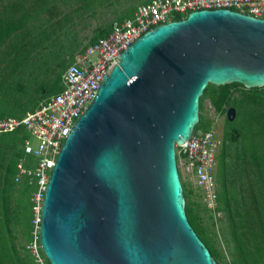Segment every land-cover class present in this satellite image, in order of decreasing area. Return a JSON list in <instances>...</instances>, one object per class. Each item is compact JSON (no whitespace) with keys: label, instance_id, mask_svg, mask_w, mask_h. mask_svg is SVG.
<instances>
[{"label":"water","instance_id":"obj_1","mask_svg":"<svg viewBox=\"0 0 264 264\" xmlns=\"http://www.w3.org/2000/svg\"><path fill=\"white\" fill-rule=\"evenodd\" d=\"M118 58L52 169L41 252L49 264H219L188 221L175 146L209 84L264 87V18L191 12Z\"/></svg>","mask_w":264,"mask_h":264},{"label":"rangeland","instance_id":"obj_2","mask_svg":"<svg viewBox=\"0 0 264 264\" xmlns=\"http://www.w3.org/2000/svg\"><path fill=\"white\" fill-rule=\"evenodd\" d=\"M146 0H0V19H16L22 17L24 24L22 31L30 33L25 41L24 48L17 55L12 53L3 58V51H10L8 42L0 47V115L7 117L9 113L20 116L33 107V102L40 100L39 89L46 88L48 94L57 88L58 73L68 65L79 51L90 44L98 36V32L110 29L119 19L124 18L130 11ZM12 38L9 39V42ZM5 49V50H4ZM11 64V69L8 65ZM13 66V67H12ZM219 86L211 85L203 99V108L199 116L203 126L210 127L220 139L224 133L237 128L239 138L236 143L229 144L225 153L224 176L226 190L230 198V209L239 215L231 219L222 211L212 213L206 206V194L196 187L195 181L185 174L184 166L179 165L182 174L181 180L193 189V201H198L199 218L207 235L217 249L219 264H239V244L249 250L262 247L264 241V163L258 160L264 154V137L259 133L261 129L255 124L249 125L246 119L247 112L252 110L254 116L264 113V87L247 89L243 85L229 88L228 100L235 99L237 108L231 123H227L226 112L219 113L210 103L215 97ZM251 94L254 96L256 103ZM250 100L246 102V98ZM233 101V100H232ZM232 103V102H230ZM8 158L9 150L4 151L0 143V155ZM1 186V183H0ZM219 188H217L218 191ZM246 199L245 205L240 199ZM247 197V198H246ZM251 197L256 198V205L249 202ZM186 200V199H185ZM237 203V204H235ZM221 201L217 203V208ZM210 211V217L207 210ZM258 212L256 218L242 222L245 212ZM255 215V213H252ZM0 213V249L7 251L11 257V247H15L19 255L9 258L7 264H19L24 255L23 241L18 230V237L7 244L9 236L4 228ZM12 227V222L11 225ZM236 226V227H235ZM14 235V234H12ZM263 237V238H261ZM31 255L36 254L35 248L28 247ZM259 254V253H258ZM36 264H45L46 259L40 258ZM256 259L262 264L263 259ZM22 264H31L22 259Z\"/></svg>","mask_w":264,"mask_h":264},{"label":"built area","instance_id":"obj_3","mask_svg":"<svg viewBox=\"0 0 264 264\" xmlns=\"http://www.w3.org/2000/svg\"><path fill=\"white\" fill-rule=\"evenodd\" d=\"M219 9L264 18V0H152L142 3L131 18L115 23L106 36L87 45L74 57L62 74L59 93L39 100L21 118L0 119V134L19 130L26 133L23 152L32 161L30 166L22 162L18 164L15 181L19 182L24 177L33 181V242L30 247L34 246L36 259H39L38 251L41 250L38 233L43 198L52 169L66 138L100 88L102 76L108 75L118 65V55L145 32L179 21L175 20L176 16L183 20L191 12ZM223 143V138L219 139L211 128L195 126L189 140L182 146H175L177 167L184 166L185 174L206 194V206L216 214L221 212L217 209V157Z\"/></svg>","mask_w":264,"mask_h":264},{"label":"trees","instance_id":"obj_4","mask_svg":"<svg viewBox=\"0 0 264 264\" xmlns=\"http://www.w3.org/2000/svg\"><path fill=\"white\" fill-rule=\"evenodd\" d=\"M151 1L152 0H146L144 3H150ZM135 9L136 7L132 11H130L124 18L119 19L118 22H122L124 19L131 18ZM180 19H182V17L180 16L175 17V20H180ZM23 26H25V24H24V19L22 17H18L16 19H5V20L0 19V47L3 46L7 42H8V46L10 47V51H6L4 49L5 51H3V56H4L3 58L10 55L11 53L13 55H17L24 48L25 41L27 40V37L29 36L30 33L23 32L22 31ZM111 28L107 30L99 31L98 36L95 37L90 42V44L97 41L100 37L106 36L111 31ZM11 38H12V41L9 42V39ZM85 47H83L82 49H84ZM73 60L69 64H71ZM68 65H66L58 73L57 81H56L57 88H54L48 94H46L47 92L46 88L39 89L38 93L41 96L40 100L48 96L55 95L61 91L62 89L61 77ZM10 66L11 64L8 65V68L11 69ZM210 86L211 85L209 84L205 88V90L203 91V95L200 97L199 111H201L203 108V105H202L203 99ZM237 86H241V85L234 83L231 85L219 86L220 89L217 92V95L215 97L210 98V103L214 106L216 111H219V113H223V112L225 113L227 109L226 107L228 106H234L236 109H238L237 102L235 99H232L233 101L228 100L230 96L229 88L230 87L235 88ZM251 96L253 97V99L251 100H254L253 103H256L258 100H255L252 94ZM249 100L250 99L247 97L246 102ZM37 102L32 103L33 107L31 109H33L37 105ZM28 111H25L20 116H15L11 112L9 113L7 117L21 118ZM7 117H3L2 115H0V119L7 118ZM246 119L250 121L249 125H252V124L257 125L259 129H261L259 136L260 134H262V136L264 137V113L263 114L260 113L259 115L254 116L252 114V110L251 111L249 110L247 112ZM227 123H231V122L227 121ZM196 128L209 129L210 127L203 126L201 122V118L199 116V120L196 125ZM239 130L240 129H237V128H231L229 133L227 132L224 133V138H223L224 143L217 157L218 159L217 182L219 185L218 201L219 202L221 201V205L217 209L222 211L225 214H228V217L230 219L232 217L236 218L239 214L235 211L232 212L233 210L230 209V201H229L230 198L228 197V192L226 190L227 182L224 176V166H225L224 162H225V153H226V149L228 145L236 143L238 141ZM25 138H26V133L20 130L13 132V133L0 134V143H3L4 151L9 150L11 154L8 158H5L4 152H2L3 154L0 155V183H1L0 213L3 219L2 222H3L4 228L7 234L9 235L7 236L8 238L6 241L7 244L12 239H15L16 237H18L16 233L17 227L19 226L21 228L18 230V233L20 234L21 239L23 241L22 248L24 250V255H22V258L19 260L18 263L22 264L23 262L22 259H26L31 264H36V259L33 257V255H31L30 250L28 249V247L33 242V235H32V232H33L32 207L33 205H32V200H31V194L33 192V181H31L29 177H24L19 182L15 181L16 175L18 173V169H17L18 164L22 162L25 166H30L31 165L30 163L32 161L31 157L29 155L24 154L23 152V140ZM258 160L264 163V154ZM182 186H183L184 195L186 199V214L188 217V221L190 225L192 226V228L194 229V231L196 232V234L198 235V237L203 241V243L207 246L212 256L218 262L220 259V255L217 249L215 248V246L213 245V242L207 235V228L202 225L201 219L199 218L198 211H196L198 209L199 202L197 200L196 201L192 200V197L196 194L191 188V185L182 181ZM248 200L252 204L256 205V202H257L256 198L251 197V199H248ZM240 202L243 205L247 203L245 197L240 199ZM194 205L197 208V209L195 208V211H194ZM255 211L258 212L259 216H262L260 211H257V210H254L253 212L249 211L243 214L244 218L241 221L246 223L252 218L254 217L256 218L257 213ZM207 212L209 213V215L211 214L210 211L207 210ZM252 213H255V215ZM210 217H212V214L210 215ZM11 222H12V227L10 226ZM13 225L15 226L16 231L14 230ZM236 242L239 244L238 251H240L239 252V264H257L259 261L255 257L256 254H257V257H259L258 259H263L262 264H264V241L261 242L263 243L262 247L260 248L256 247L254 250H249L248 248L242 246L238 236L236 237ZM10 250H12L11 257L13 256L18 259L17 255L19 254L16 251V248L11 247ZM39 252H40V257L43 260H45V257L42 254L41 250H39ZM11 257L7 254L6 250L0 249V264H7V261ZM45 264H49V263L46 261Z\"/></svg>","mask_w":264,"mask_h":264}]
</instances>
